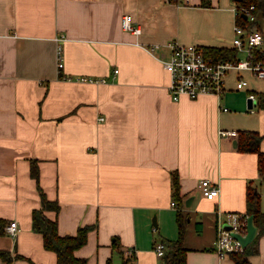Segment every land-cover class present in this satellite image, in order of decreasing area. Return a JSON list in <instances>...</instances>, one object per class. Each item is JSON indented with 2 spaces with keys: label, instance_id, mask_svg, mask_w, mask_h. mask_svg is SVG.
Returning <instances> with one entry per match:
<instances>
[{
  "label": "crops",
  "instance_id": "0c3cea01",
  "mask_svg": "<svg viewBox=\"0 0 264 264\" xmlns=\"http://www.w3.org/2000/svg\"><path fill=\"white\" fill-rule=\"evenodd\" d=\"M204 3L0 0V219L19 228L15 238L0 237V250L13 264H57L32 226L39 188L60 207L46 215L61 236L93 227L75 252L89 264H163L155 248L178 240L179 210L188 217L187 264H235L216 253L217 230L228 214H246L249 187H264L258 155L239 151L248 131L263 138L264 152V109L258 100L248 108L250 94L264 93V79L246 72L248 87L236 90L231 72L220 98L175 102L159 60L168 49L147 51L171 41L231 49L236 0ZM125 15L138 35L123 29ZM205 180L219 188L216 199L202 196ZM251 261L264 264V237Z\"/></svg>",
  "mask_w": 264,
  "mask_h": 264
},
{
  "label": "built area",
  "instance_id": "2783aa9c",
  "mask_svg": "<svg viewBox=\"0 0 264 264\" xmlns=\"http://www.w3.org/2000/svg\"><path fill=\"white\" fill-rule=\"evenodd\" d=\"M182 5H191V0H177ZM255 7L236 8V18L243 16L249 24L256 22L254 14ZM122 27L126 32L138 35L139 30L135 27L130 15H125L122 21ZM235 38L232 42V48L236 51L237 57L232 60H218L209 56L205 49L196 45H182L176 41H171L165 46L154 45L147 51L155 55V52L165 47L169 51L168 56L160 58L164 70L170 76L169 93L175 102L181 97H188L191 100H197L202 96H215L220 98L227 90V80L231 72L237 74L236 90H245L248 82L244 81L243 74L249 72L258 79H264V61H256L255 55L264 53V33L256 27L249 31L246 27L238 23L234 29ZM63 41V40H62ZM58 69L64 68L63 52L59 47L58 51ZM245 54L246 60H240L239 55ZM118 72H116L117 74ZM85 83H105V80H95L91 78H82ZM253 104L257 103V96L249 95ZM227 111V110H225ZM104 121V119H100ZM223 136H236L230 132H223ZM202 196L207 200L216 199L220 190L210 181H202L199 185ZM173 208H177L175 202ZM247 214H228L224 222H220L217 230L216 253L221 259L228 258L231 254L244 252L242 242L236 236L245 238L248 234ZM229 227L230 230L226 229ZM6 233L11 237H16L19 228L17 223L13 222L6 227ZM166 245L159 243L155 252L159 258H163L166 253ZM128 255L135 251L127 252Z\"/></svg>",
  "mask_w": 264,
  "mask_h": 264
},
{
  "label": "trees",
  "instance_id": "16d2710c",
  "mask_svg": "<svg viewBox=\"0 0 264 264\" xmlns=\"http://www.w3.org/2000/svg\"><path fill=\"white\" fill-rule=\"evenodd\" d=\"M177 3V0H170ZM207 5L206 0H203ZM238 7L254 6V14L256 22L249 24L243 17L239 16L237 23L246 27L249 31L254 27L259 26L260 21H264V0H236ZM258 29V28H257ZM209 56L218 60H232L237 57V53L233 48H209L205 49ZM256 61H264V53L255 55ZM258 108L264 109V93H258ZM262 137L257 132H241L239 135V151L242 153H255L259 157L258 167L259 174L264 182V152L261 151ZM33 168V176H37V169ZM174 194L175 202H181L179 178L174 176ZM41 196V208L35 210L32 216V226L36 233L43 237L44 247L47 251L54 252L57 255V264H89L85 259H79L75 256V252L84 247L88 242L89 233L93 227H85L79 229L76 236H61L58 231V223L56 220L50 219L46 213L48 211L58 212L60 207L56 202H51L46 197L42 189L39 188ZM249 217L253 218L254 226L257 229V235L254 241L244 249L242 253H234L229 256L235 264H253L252 258L260 254V239L264 237V212L261 206V196L256 188L249 187L247 192V212ZM188 223V217L184 216L183 212L179 210L177 214V224L179 228V238L177 241L166 242V253L162 258L163 264H187L188 249L184 246L185 226ZM8 223L0 219V237L6 234V227ZM22 257L16 256V260ZM0 259L5 264L11 263L13 258L9 252L0 250ZM130 260H125L123 264H129ZM109 264H111L109 262Z\"/></svg>",
  "mask_w": 264,
  "mask_h": 264
},
{
  "label": "water",
  "instance_id": "95a60500",
  "mask_svg": "<svg viewBox=\"0 0 264 264\" xmlns=\"http://www.w3.org/2000/svg\"><path fill=\"white\" fill-rule=\"evenodd\" d=\"M253 106H254V104H253L252 100H249L248 101V108L250 110H252ZM153 225H154L155 228H158V224H157L156 218L153 219ZM226 229L230 230L229 227H226ZM256 235H257V229L254 226L253 218L249 217V220H248V234H247V236L245 238H241L239 236H236V237H237V239H239L242 242L243 247L246 248L247 246H249L254 241Z\"/></svg>",
  "mask_w": 264,
  "mask_h": 264
},
{
  "label": "rangeland",
  "instance_id": "374dc122",
  "mask_svg": "<svg viewBox=\"0 0 264 264\" xmlns=\"http://www.w3.org/2000/svg\"><path fill=\"white\" fill-rule=\"evenodd\" d=\"M259 27H260V29H258L259 31H261L262 33H264V27H263V23H262V21H260L259 22ZM239 58H240V60H246V58H247V56L245 55V54H240L239 55ZM250 74V73H249ZM254 79H257L258 80V78H256L255 76H253L252 74H250ZM250 75H248V76H250ZM247 75H245V73L243 74V77H244V81H246V82H249V77H248ZM259 194L261 195V200H262V203L264 204V187L262 188V191H260L259 192ZM11 263H13V260H12V262Z\"/></svg>",
  "mask_w": 264,
  "mask_h": 264
}]
</instances>
